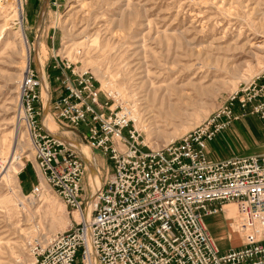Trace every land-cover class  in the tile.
I'll return each mask as SVG.
<instances>
[{
    "label": "rangeland",
    "instance_id": "rangeland-1",
    "mask_svg": "<svg viewBox=\"0 0 264 264\" xmlns=\"http://www.w3.org/2000/svg\"><path fill=\"white\" fill-rule=\"evenodd\" d=\"M60 3L49 13L43 10L33 23L26 17L27 3L20 22L19 1L0 0V264H31L35 258L30 237L34 245H41L74 220L71 209L46 183L34 196L19 184L21 166L35 157L27 128L18 120L27 59L23 32L29 61L41 72V119L86 162V201L93 200L110 162L76 129L56 120L54 101L63 86L61 70L53 67L54 55L91 72L102 92L111 96L112 108L127 109L131 118L136 117L133 124L146 149L180 140L222 108L241 82L264 69V0ZM239 123L208 142L209 158L264 151L261 118L249 114ZM244 126L252 135L240 131ZM226 211L228 217L237 215ZM205 219L209 225L216 221L214 216ZM224 238H218L222 250L228 245Z\"/></svg>",
    "mask_w": 264,
    "mask_h": 264
},
{
    "label": "built area",
    "instance_id": "built-area-1",
    "mask_svg": "<svg viewBox=\"0 0 264 264\" xmlns=\"http://www.w3.org/2000/svg\"><path fill=\"white\" fill-rule=\"evenodd\" d=\"M17 1L23 7L28 0ZM53 57L64 90L54 101L56 120L73 129L86 125L84 140L110 165L87 216L86 162L43 123L42 79L29 62L18 120L35 151L38 181L31 194H40L44 180L72 214L82 216L41 245L30 239L31 264H264V152L223 159L206 153L209 141L249 114L264 127V69L180 140L146 149L129 111L112 108L91 72ZM230 203L242 244L222 251L205 217Z\"/></svg>",
    "mask_w": 264,
    "mask_h": 264
},
{
    "label": "crops",
    "instance_id": "crops-1",
    "mask_svg": "<svg viewBox=\"0 0 264 264\" xmlns=\"http://www.w3.org/2000/svg\"><path fill=\"white\" fill-rule=\"evenodd\" d=\"M61 0H28L27 4L25 6V13H26V17L27 20L29 22H33L36 23L37 19H39L40 15L42 14L43 10H46L47 13H49L51 10L59 8L61 3ZM56 37L55 33L51 36V43L54 44V38ZM39 65V64H38ZM41 71V67L39 65L38 67ZM52 68L51 66H48V69ZM44 70V69H43ZM46 72V69L44 70ZM44 72V74H45ZM40 73V77H41V72ZM42 79V77H41ZM61 85V84H60ZM63 89H61L58 96H60L63 93ZM57 96V97H58ZM101 99L105 100V96L103 94H101ZM242 119V118H241ZM240 119V120H241ZM51 122V120H49ZM44 122L46 124V126L48 127L49 123H46V120L44 119ZM239 120L235 121L232 123V125L227 129L228 132L232 131V127L234 125L239 126ZM242 132H247L248 134L250 133L252 135V132L250 130V128L248 126H244V127H239ZM49 131H52V127H48ZM76 130L80 133V134H84L87 130V126L86 125H80L78 128H76ZM71 132V131H70ZM61 136V134H59ZM77 137L78 135L75 134ZM81 136V135H79ZM83 137V136H82ZM263 150H264V145H263ZM94 151H99V150H95L92 149ZM100 152V151H99ZM264 152V151H263ZM101 153V152H100ZM259 153V152H258ZM262 153V152H261ZM89 157L91 158V155L89 154ZM22 168L19 171V184L21 186V188L23 190H25L26 192H31L33 186L37 183L38 178H37V174H36V169H37V163H36V158H31L30 160H28L26 163H24L23 166H21ZM85 185V182H83V186ZM83 196L86 199L87 198V193L86 190H84L83 192ZM235 205L230 204L227 205L226 208L227 210L232 211L233 215H236V211L237 208ZM214 216L216 218V221L213 222V225H209L206 221V223L208 224V227L210 228L211 232L213 233L214 237L216 238V242L219 245V239L218 238H224V241H226V243H228L227 247L225 248L226 250H229L230 248H236L239 247L242 244V239L241 237L237 236V237H233L231 236V229H230V223L232 222V218H234L235 216H227V211L225 210V207L222 211H220L218 214L216 215H210L208 217H212ZM207 217V216H206ZM231 220V221H230ZM220 225L222 226V228L220 227ZM212 226V227H211ZM237 243V241H239ZM219 248L222 250V248L219 246ZM226 250H222V251H226Z\"/></svg>",
    "mask_w": 264,
    "mask_h": 264
},
{
    "label": "bare ground",
    "instance_id": "bare-ground-1",
    "mask_svg": "<svg viewBox=\"0 0 264 264\" xmlns=\"http://www.w3.org/2000/svg\"><path fill=\"white\" fill-rule=\"evenodd\" d=\"M18 16H19V20H20V22H22V16H23V8H22V6L20 5V7H19V10H18ZM24 30V29H23ZM22 37H23V41H24V43H25V45H26V50H27V59H26V67L28 66V64H29V57H30V49H29V45H28V43H27V37H26V34H25V32H23L22 33ZM45 48V47H44ZM43 53V52H42ZM131 112V111H130ZM133 117H134V119L136 120V117L133 115ZM132 117V118H133ZM134 120V121H135ZM64 139V138H63ZM86 154H90L88 151H87V153H86V151H85V155ZM87 155V156H88ZM14 163V162H13ZM12 165V164H11ZM12 169V168H11ZM101 185H102V182H101ZM44 188H45V182H44V180H42V188H41V192L40 193H42L43 192V190H44ZM98 189V188H97ZM33 196V195H32ZM25 197H27V195H25ZM230 204H233V203H230ZM230 204H227V205H230ZM91 205H92V201H89L88 202V208H87V216H90V212H91ZM227 205H225V210H226V206ZM81 214L78 212V211H75L74 213H73V218H75L76 220H80L81 219ZM235 223H234V220H233V222H231L230 223V229H231V236H233V234H235V235H237V236H239L240 237V234H239V232L238 231H236V229H235ZM34 236H32V237H30V239H32ZM234 237V236H233Z\"/></svg>",
    "mask_w": 264,
    "mask_h": 264
}]
</instances>
